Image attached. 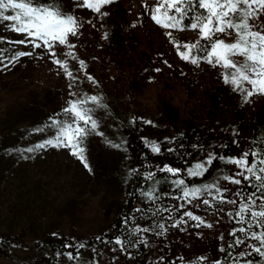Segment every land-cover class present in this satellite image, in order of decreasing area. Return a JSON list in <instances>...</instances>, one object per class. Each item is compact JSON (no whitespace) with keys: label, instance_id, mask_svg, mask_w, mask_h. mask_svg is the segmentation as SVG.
<instances>
[{"label":"rangeland","instance_id":"1","mask_svg":"<svg viewBox=\"0 0 264 264\" xmlns=\"http://www.w3.org/2000/svg\"><path fill=\"white\" fill-rule=\"evenodd\" d=\"M45 2H55L65 13L79 18L78 35L69 37L74 48L57 44L53 56L44 48L16 43L25 37L11 31L9 22L0 25L4 40L0 50V136L31 123L44 129L38 131L37 146L32 150L20 154L0 150V232L20 235L26 244L10 245L9 256H0V264H226L221 248L232 242L228 234L238 226L226 213L235 211L237 205L208 207L201 203L196 207L193 202L181 209L183 201L171 198L179 193L170 182L158 186L162 198L156 204L146 201L141 193L155 182L144 179L135 191L133 181L140 174L145 178L149 171L158 172L161 166L142 157L128 159V126L134 124L133 131L147 146L152 141L168 146L186 128L199 154L183 163L181 169H185L209 153L231 157L255 147L252 141L258 138L257 131L264 134V96H253L246 103L242 93L224 83L223 69L182 60L165 32L172 31L182 44L195 42L198 31L166 30L157 25L151 19L157 0H114L102 8L107 15L77 7V0H37L38 4ZM220 38L231 42L228 37ZM19 51L33 55L10 63ZM70 51L75 59L68 55ZM54 59L67 61L74 81ZM92 95L101 97L105 107L96 108L93 114L103 135H91L85 141L89 168L67 148L38 147L55 135V130L47 128L50 118H64L61 110L69 100ZM107 140L122 147L113 148ZM234 171L233 165L217 160L204 177L188 182H214L218 175ZM164 179V173L156 175V180ZM219 183L230 189L238 187L223 179ZM230 198L239 200L234 192ZM161 207L175 210L153 216ZM137 208L144 211L137 212ZM188 210L205 224L197 226L198 221L184 217L187 223L172 227ZM157 224L165 225L163 235L157 234L161 232L154 227ZM137 227L152 231L130 235ZM46 233L68 237L77 249L62 255L27 245ZM117 238L126 243L117 245ZM141 238L147 243H140ZM245 250L247 245L234 249L227 259L232 262ZM69 253L74 259H69ZM200 257L206 259L200 261Z\"/></svg>","mask_w":264,"mask_h":264},{"label":"snow or ice","instance_id":"2","mask_svg":"<svg viewBox=\"0 0 264 264\" xmlns=\"http://www.w3.org/2000/svg\"><path fill=\"white\" fill-rule=\"evenodd\" d=\"M112 3L114 0H77V7L107 15V12H102V8ZM151 19L166 30L198 31V39L192 43H178L172 31H166L165 35L177 48L182 60L194 65L204 62L214 68L223 69L224 83L230 85L232 91L242 93L246 103L250 102L253 96H264V0H157L156 5L151 9ZM0 21L9 22L7 27L11 31L25 37L16 43H27L33 49L44 48L53 56L55 53L52 49L57 44L67 46L69 49L75 47L69 42V37L77 36L81 27L79 18L65 13L57 3L38 4L37 0H0ZM221 36L228 37L231 42L220 38ZM181 48L184 51H181ZM32 55V52L19 51L11 57L10 63ZM68 55L75 59L71 51ZM53 63L60 66L65 75L75 80L68 71L66 60L54 59ZM79 63L82 68L85 66L83 60ZM88 79L93 78L89 76ZM69 87L72 85L70 84ZM103 107L105 105L102 103V98L95 95L69 100L67 106L61 110L64 118H50L47 125L49 130H55V135L38 147L51 145L67 148L85 168H89L84 145L89 136L103 135L98 131L99 123L93 115L96 108ZM107 143L113 148L122 147L121 144L113 143L111 140H107ZM252 145L256 146H250L238 156L226 157L209 153L203 160H198L185 169L165 164L157 169L158 172L165 174L163 181L156 180L157 173L149 171L145 179L155 183L141 195L146 201L156 204L162 198L158 194V186L170 182L173 190L179 193L178 196L171 198L183 201L179 205L181 209L185 204L192 205L193 202H197L194 205L196 207L201 203L208 207L223 204L237 205L235 211L226 213L238 225L228 234L233 237L228 247L237 249L247 245V250L240 251L233 257L232 264H264V135L253 140ZM148 147L154 155H160L163 151L157 141L150 142ZM175 151L174 148L167 149L168 153ZM217 160L235 167L236 171L219 179L238 186L236 189L221 187L219 179L202 184L188 182L192 178L204 177ZM169 177H171L170 181ZM249 189L253 191H248ZM233 192L239 200L230 198ZM174 210L161 207L155 209L152 215L171 213ZM219 210L224 211L223 208ZM136 211L144 210L137 208ZM184 217L198 221L197 226L205 224L201 217L188 210L183 212L181 219L172 227L187 223ZM207 226L211 227L210 224ZM154 227L161 229L158 235H163L166 231L164 224H157ZM150 231H152L150 228L137 227L130 235ZM249 241L252 243H248ZM115 243L123 246L126 241L117 238ZM140 243L146 244L147 241L141 238ZM221 251L224 252L225 249L221 248ZM68 256L69 259H74L71 253ZM205 259V257L199 258L200 261ZM216 264H220V261Z\"/></svg>","mask_w":264,"mask_h":264},{"label":"trees","instance_id":"3","mask_svg":"<svg viewBox=\"0 0 264 264\" xmlns=\"http://www.w3.org/2000/svg\"><path fill=\"white\" fill-rule=\"evenodd\" d=\"M1 24H4V22L0 21V25ZM3 46L4 40L0 34V50ZM134 127V124L130 123L126 136L127 154L130 161H133L135 157H142L145 158L147 163H157L161 167H163L165 164H168L174 168L181 169L183 163L187 159H191L192 157L199 154L198 149L194 148L195 141L193 140V136L188 135V130L186 128H184L181 132H178L168 146L162 145L163 151L160 155H154L151 153L147 144L142 139H140L138 135H136L137 133L135 130L133 131ZM257 132L258 138L264 135L262 130ZM38 136L39 134L36 123L10 129L0 136V150L9 149L19 154L22 153L23 150H32L37 146L36 140ZM168 148H174L176 151L173 153H168ZM189 153L191 155H188ZM156 173L157 175L160 174V172ZM221 176L218 175L217 179H219ZM144 179L145 178H142L141 174L134 179L133 183L135 185V191L138 190ZM134 201L135 198L130 200L131 203H134ZM11 236L12 235L10 234H4L0 232V256H9L7 249L10 245H26L22 236ZM94 240L100 241L101 238L95 237ZM71 243V240L66 236L46 233L41 237H34L30 244L27 245L41 252H56L64 255L67 254L68 251H75L77 249V247ZM230 243L231 241L226 243L223 248L225 251L222 252V259L226 260L227 264H232L231 260L227 259V256L232 255V252L234 251V249L228 247ZM143 262L145 264V261Z\"/></svg>","mask_w":264,"mask_h":264}]
</instances>
